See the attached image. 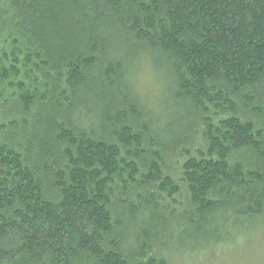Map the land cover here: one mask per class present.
<instances>
[{
	"label": "trees",
	"instance_id": "obj_1",
	"mask_svg": "<svg viewBox=\"0 0 264 264\" xmlns=\"http://www.w3.org/2000/svg\"><path fill=\"white\" fill-rule=\"evenodd\" d=\"M263 219L264 0H0V264H190Z\"/></svg>",
	"mask_w": 264,
	"mask_h": 264
},
{
	"label": "rangeland",
	"instance_id": "obj_2",
	"mask_svg": "<svg viewBox=\"0 0 264 264\" xmlns=\"http://www.w3.org/2000/svg\"><path fill=\"white\" fill-rule=\"evenodd\" d=\"M142 80V82L141 79L136 82L137 90L145 98H147L145 94H148V102L151 104V97L155 94L154 81L147 77ZM171 164L172 162L169 164L170 168L174 169L175 166ZM183 196L182 187L180 194L175 198L183 200ZM241 232L245 233L237 235L221 246L212 247L200 254L197 260H190L192 261L190 264H264V219L253 223L248 230ZM172 264H180V262L173 257Z\"/></svg>",
	"mask_w": 264,
	"mask_h": 264
}]
</instances>
